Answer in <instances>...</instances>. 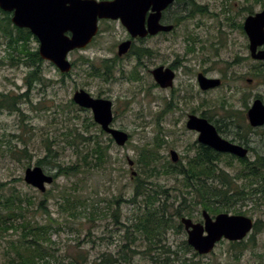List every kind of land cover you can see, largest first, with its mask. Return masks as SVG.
Returning <instances> with one entry per match:
<instances>
[{"label": "rangeland", "instance_id": "rangeland-1", "mask_svg": "<svg viewBox=\"0 0 264 264\" xmlns=\"http://www.w3.org/2000/svg\"><path fill=\"white\" fill-rule=\"evenodd\" d=\"M197 3L205 7L202 13L187 17L173 34L146 40L144 46L155 47L153 59L147 56L140 59L146 68H138L134 56L122 60L117 55L116 46L129 37L126 27L120 21H101L100 32L87 49L69 54V60L76 63L69 75L61 74L52 63L44 61L40 71L45 81L33 83L31 87L25 79L33 67L20 56L24 45L13 44L9 48L10 39L5 31L12 32L11 26L0 15V102L2 95L18 98L17 110L0 109V184L7 182L4 189L0 187V219L11 218L10 204L5 199L19 192L22 206L28 211L22 210L24 218L17 223L30 220L53 225L50 235L53 262L70 263L77 258L80 264H89L102 254L121 258L124 224H132L136 210L127 201L132 198L143 170L153 173L152 189L167 191L161 195L162 200L174 204L172 209L180 206L179 190L186 191L184 177L175 176L172 166H185L197 154L199 133L186 128L185 118V113L195 104L201 107L200 114L207 112L213 116V124L219 121L223 138L238 141L236 130L249 126L247 112L254 100L259 98L264 102V62L251 58L248 37L239 29L247 16L264 9V0H197ZM191 11V7L174 6L167 18L173 20ZM195 39L198 59L193 69L209 77L224 78L222 87L202 91L195 73H185L181 67L188 43ZM39 46V41L30 43L32 50H39ZM243 56L248 57L247 61L237 65V59ZM114 59L108 63L109 81L88 75L92 66L101 69L104 60ZM161 65L177 69L174 89L165 90L156 85L150 71ZM132 74H137V78L132 79ZM79 89L113 101L114 127L130 135V141L119 147L109 141L108 134L102 135V129L95 123L93 134H98L109 147L108 163L103 167L83 166L85 147L76 136L85 130L84 124L92 121L93 115L78 106L69 112L73 95ZM229 112L234 117L228 116ZM253 130L248 136V145L252 148L250 161L257 154H264V128ZM47 145L52 153L48 152ZM172 150L177 152L178 162L172 161ZM145 151H150L149 157L154 160L150 167L139 161ZM39 160H44L40 167L48 174H57L59 166L77 164L82 165L81 172L55 178L42 193L24 181L26 169L38 166ZM232 163L231 168L226 167L230 173H234L235 167H241L238 160ZM220 164L225 167L224 163ZM171 170L172 173L166 174ZM235 209L244 214H236ZM202 211L200 205L193 207L190 211L193 217L189 218L201 222ZM227 213L245 215L262 223L253 241L250 238L254 230L244 240L246 246L242 251L222 241L208 255L194 257V250L185 254L184 229L179 233L169 232L167 245L178 250L180 257L191 258L192 264H264V198L257 203L251 200L238 203ZM180 220L175 218L176 223ZM18 238L15 232L0 230V264L10 260L13 253L9 242ZM133 249L129 254L131 264L151 263V256L144 253L146 245L137 241Z\"/></svg>", "mask_w": 264, "mask_h": 264}, {"label": "trees", "instance_id": "trees-1", "mask_svg": "<svg viewBox=\"0 0 264 264\" xmlns=\"http://www.w3.org/2000/svg\"><path fill=\"white\" fill-rule=\"evenodd\" d=\"M0 13H3L1 9ZM8 34L11 47H13V44L19 45L21 40L24 41L22 43L24 45V50L22 49L24 58L29 67H33L25 79L26 84L31 87L33 83L45 81L40 71V66L44 60L40 57L38 49L32 50L30 47L31 41L35 40L38 42V39L27 29L19 30L17 38L14 37L12 32ZM74 64L76 63H73V67ZM107 64L104 65L106 69L109 68ZM88 75L93 77L101 76L102 78L107 77L106 80L110 79V76L105 71L102 72L101 69H96L94 66H92ZM136 76L137 74L134 79H136ZM2 97L0 109L17 110L18 98L6 95H2ZM71 106L72 108L69 109L70 113L76 108L73 102H71ZM228 114V116L232 115L234 117L232 112ZM203 116L209 118L210 121L213 119V116H209L207 112H204ZM95 125L94 120H88L84 124L86 131L81 130L76 136L85 147L82 155L84 168H89L90 166L92 168L95 166L103 167L104 164L108 163L109 147L103 144V139L97 136L98 134H93ZM90 130L92 131L90 132ZM236 131L238 141H243L248 147V135L253 131L252 128L246 126L242 131L241 128ZM100 132L102 135H106L102 130ZM108 139L110 142H113L111 137H108ZM46 147L49 153L53 152L50 145ZM250 149L252 150V148ZM149 152L145 151L139 160L146 167H150V163L154 162L153 158L149 157ZM224 158L226 159L225 161H223ZM233 160H238L241 167H235L234 173H230L226 167L231 168ZM43 162L44 160H39L37 165L42 166ZM220 163H224L225 167L221 166ZM81 167L82 165L80 164L66 168L59 166V171L54 177L78 174L81 172ZM172 169H174L173 174L175 176L182 175L184 177L183 186L186 188V191L179 190L181 193L180 206L172 209L174 204H169L168 201L162 200L161 195L166 194L167 191L164 189L162 191L152 189V185H155V183L150 182L153 173L151 171L150 174H147L149 169L143 170L141 176L144 177L146 175L145 178H141V176L138 178L134 194L127 201V203L129 202V204L134 205V207L136 206V210L132 224L130 226L124 224L126 231L123 237L124 242L121 245V258H115L112 255L106 257L102 254L93 261H90L89 264H131L129 254L133 253V246L137 244V241L146 245V252L144 253H148L151 256L150 264H192L193 262H190L191 258L180 257L179 251L172 250L171 246L166 243V235L169 232L176 230L179 233L183 229L180 222H175L176 217H193L190 211L193 207L197 208L199 205L210 214L217 215L222 212H229L238 203L244 204L247 200L256 201L257 203L258 199L264 198V154H257L256 158L250 161L249 159H238L228 154H221L209 147L200 145L196 156L189 159L185 166H172ZM172 171H166V174H170ZM19 179L22 180L21 178ZM6 186L7 182L0 184L2 189ZM65 199H67L66 196ZM5 200L10 204L12 214L9 219H0V230L2 232L12 231L19 235L17 240L9 242L13 255L6 264H80L77 258L70 263L53 262L52 259H55V256L50 238L53 225L41 224L38 221L32 222L30 220L17 223L19 219L24 218L22 210L28 211V208L22 206L19 192L12 193ZM69 202L70 200L67 199V203ZM116 203L118 204L119 202ZM235 213L244 214L236 209ZM261 227L262 223L258 220L255 223L254 234H252L250 241L254 240L256 232ZM230 246L233 249L242 251L246 243L244 241L232 242ZM183 249L185 254L193 252L187 241H184ZM155 251L158 254H153ZM195 256L198 257L199 255L194 253Z\"/></svg>", "mask_w": 264, "mask_h": 264}, {"label": "water", "instance_id": "water-1", "mask_svg": "<svg viewBox=\"0 0 264 264\" xmlns=\"http://www.w3.org/2000/svg\"><path fill=\"white\" fill-rule=\"evenodd\" d=\"M176 0H0V8L13 12L12 22L19 28H26L39 40L40 57L54 64L62 74L70 73L72 63L69 53L89 45L99 31V20H120L133 36L145 37L159 32H170L172 25L160 24L162 12ZM150 7L156 11L146 27V13ZM244 30L250 40L251 57L264 60V9L249 15L244 22ZM67 33H71L68 36ZM130 48V42L119 47L122 56ZM156 82L163 88L173 86L175 73L159 67L153 72ZM199 84L203 91L215 89L221 80L199 75ZM73 101L83 109L93 113L94 122L109 134L117 146L123 147L130 135L113 127V103L104 98H95L85 90L75 92ZM251 127H264V102L256 99L247 113ZM190 130L199 133L198 142L219 153L231 154L240 159L248 158L249 149L223 138L217 128L206 118L191 116L187 123ZM171 159L178 162L176 151H171ZM133 164V162H130ZM135 175V172H133ZM40 166L29 167L25 171L24 181L38 191L45 193L47 186L54 182ZM203 223H195L191 218H181L187 234L188 244L199 254L208 255L222 241L240 242L253 231L255 221L244 215L220 213L214 218L207 210L202 211Z\"/></svg>", "mask_w": 264, "mask_h": 264}, {"label": "flooded vegetation", "instance_id": "flooded-vegetation-1", "mask_svg": "<svg viewBox=\"0 0 264 264\" xmlns=\"http://www.w3.org/2000/svg\"><path fill=\"white\" fill-rule=\"evenodd\" d=\"M97 1H99V2H101V1H113V0H97ZM174 6H178V7H181V8H187V7H191L192 8V11H191V13H188V14H185V15H183V14H181V15H179V16H177L176 17V19H173V20H169L168 18H167V13L169 12V10H171V8L172 7H174ZM199 8H201V9H199ZM205 7H203V6H201V4H198L197 3V0H176V1H174L171 5H169L163 12H162V14H161V19H160V24H162V25H172L173 26V30L172 31H170V32H159V33H157V34H155V35H152V34H148L147 36H145V37H141V36H137V37H133L128 31V35H129V37L128 38H126L125 40H123V41H121L119 44H118V46H116L117 47V55L122 59V60H125V59H128L130 56H134L137 60H138V65H137V67L138 68H146V66H145V62L143 61V60H141V62H140V59L142 58V57H145V56H147L148 57V59L149 60H151V59H153V57L155 56V47H151V46H144V44H145V42H146V40L148 39V38H151V39H153V38H157V37H162V36H166V35H168V34H173L175 31H176V29H177V27H179V25L182 23V21L183 20H185L187 17H189V16H192L193 14H200V12H198L197 10H199V11H203V9H204ZM3 13H0V15L1 14H3L4 15V20L7 22V24L9 25V26H11V28H10V31H12L13 32V35H14V37L15 38H17L18 37V35H19V30H26V28H19V27H17V26H15L14 24H13V22H12V18H13V16H14V13L13 12H5V11H2ZM184 12V11H183ZM155 13H156V11H154L153 10V7H150L149 8V10L147 11V13H146V27H148V21H149V19L153 16V15H155ZM101 21H105V22H108V21H115V22H118V21H120V20H111V19H101V20H99V31H98V33H97V35L94 37V39H93V41L97 38V36H98V34H99V32H100V22ZM121 22V21H120ZM239 29L240 30H242L243 31V33H245V31H244V22H243V24H241L240 26H239ZM127 30V29H126ZM7 31H5V35H6V37H8L9 38V31H8V33H6ZM246 34V33H245ZM67 35L68 36H71V33H67ZM246 36L248 37V35L246 34ZM10 39V38H9ZM8 39V40H9ZM248 40H249V37H248ZM10 41V40H9ZM92 41V42H93ZM24 41L23 40H21L20 41V44L19 45H22V43H23ZM91 42V43H92ZM125 42H130V48H129V50L127 51V53H125L124 55H122V56H120L119 55V47H120V45L121 44H123V43H125ZM90 43V44H91ZM197 43V39H195V41H193L192 43H188V46H187V50H186V52H185V56L183 57V59H182V64H181V67H183L184 69H185V73L187 72V73H195V76H196V80H197V84H198V86H199V88L201 89V87H200V84H199V75L200 74H203V75H205V76H207L208 78H216V79H220L221 80V85L219 86V87H217V88H220V87H222L224 84H225V79L224 78H217V77H209L207 74H205L204 72H200V70H197V69H193V67L194 66H197L196 64H197V59H198V56H197V47H195V44ZM89 44V45H90ZM89 45H87V47L89 46ZM8 46H9V48H12L11 47V45L9 44V42H8ZM87 47H85L84 49H78V51H81V50H85V49H87ZM16 49V48H15ZM248 49H249V51H250V40H249V46H248ZM260 50L261 49H264V47H262V48H259ZM10 50V49H9ZM76 51V50H75ZM20 56L22 57V56H24V54L22 53V49H21V54H20ZM123 56H125V57H123ZM250 56H251V52H250ZM9 58H11V55L9 56ZM247 56H243V58H238L237 59V65H239L240 63H245L246 61H247ZM252 58V57H251ZM15 59H16V57H15ZM253 59V58H252ZM20 61H23V60H21L20 59ZM109 61L110 62H114L115 61V59L114 60H104V62H103V67L101 68V71L102 72H106V74L107 75H109V68L108 69H106V67L104 66L106 63H109ZM256 61H260V62H264V60L262 61V60H256ZM150 62V61H149ZM107 66L108 67H110L108 64H107ZM137 67H136V69H137ZM159 67H164V69H170V70H172L174 73H175V78H174V80H173V86H171V87H167V88H163V87H161V85H159L157 82H156V79H155V76H154V74H153V72H154V70H156L157 68H159ZM151 72V74H152V76H153V79H154V81L156 82V85H158L160 88H162V89H165V90H167V89H174V81H175V79H176V72H177V69L174 67V66H170V67H167V66H164V65H161V66H158V67H156V68H154L153 70H151L150 71ZM110 76V75H109ZM134 74H132V79H134ZM106 78L107 77H105V78H103V79H105L106 80ZM110 78H111V76H110ZM136 78H137V76H136ZM110 80V79H109ZM109 80H106V81H109ZM248 82H251V79H249L248 80ZM217 88H215V89H217ZM79 90H85V89H79ZM79 90H76L75 92H77V91H79ZM202 90V89H201ZM86 92H88L87 90H85ZM203 91V90H202ZM209 91V90H208ZM89 94H91L90 92H88ZM75 94V93H74ZM92 95V94H91ZM93 96V95H92ZM73 97H74V95H73ZM93 97H95V96H93ZM196 98H197V93H196V96H195ZM95 98H102V97H95ZM109 100V99H108ZM72 102L74 103V101H73V98H72ZM112 103H113V101H112ZM75 104V103H74ZM192 104H194V103H192ZM76 105V104H75ZM189 105V104H188ZM77 106V105H76ZM79 107V106H78ZM200 106L199 105H197V104H195V106L193 107V108H191L189 111H187L186 113H185V118H186V128L188 129V127H187V123H188V121H189V118L191 117V116H197V117H199V118H206L209 122H211L212 124H213V119L210 121L209 120V118H207V117H204L203 116V113L204 112H202L201 114L199 113V111H200ZM83 109V108H82ZM113 109V108H112ZM84 111H91V110H89V109H83ZM91 113H92V111H91ZM92 115H93V113H92ZM113 116H114V121H115V112H114V109H113ZM234 119V118H233ZM223 120V119H222ZM219 122V121H218ZM217 121L215 122L216 124H213L216 128H217V130H218V132L220 133L221 131H223V129L221 128V126L220 125H218L217 123H218ZM235 122V120L233 121V123ZM228 123H232V122H228ZM113 127H114V123H113ZM252 128V130L253 129H261V128H264V127H258V128H253V127H251ZM118 129V128H117ZM188 130H190V129H188ZM103 131V130H102ZM190 131H195V130H190ZM104 132V131H103ZM195 132H197V131H195ZM252 132H254V130L252 131ZM252 132H250L249 133V135L252 133ZM104 133H106V132H104ZM221 135V134H220ZM248 135V136H249ZM231 142H233V143H238V144H240V145H243V146H245V147H247V145L244 143V142H239V141H231ZM199 143V142H198ZM200 144V143H199ZM200 145H202V144H200ZM200 145H199V147H200ZM198 147V148H199ZM248 149H249V153H250V151H251V149H250V146L248 145V147H247ZM198 151V150H197ZM229 155H231V154H229ZM233 156V155H232ZM234 157H236V156H234ZM236 158H238V157H236ZM238 159H240V158H238Z\"/></svg>", "mask_w": 264, "mask_h": 264}]
</instances>
